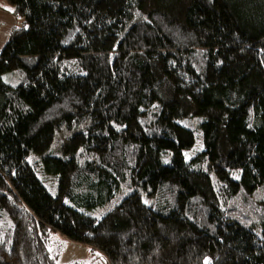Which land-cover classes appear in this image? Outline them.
Returning a JSON list of instances; mask_svg holds the SVG:
<instances>
[{"label":"trees","instance_id":"obj_1","mask_svg":"<svg viewBox=\"0 0 264 264\" xmlns=\"http://www.w3.org/2000/svg\"><path fill=\"white\" fill-rule=\"evenodd\" d=\"M4 2L0 264H264V0Z\"/></svg>","mask_w":264,"mask_h":264},{"label":"rangeland","instance_id":"obj_2","mask_svg":"<svg viewBox=\"0 0 264 264\" xmlns=\"http://www.w3.org/2000/svg\"><path fill=\"white\" fill-rule=\"evenodd\" d=\"M1 1L3 0H0V2ZM5 5L7 6V4ZM19 20H20V24L18 27L21 26V22L23 21L22 18H20ZM199 123H200L199 118L182 122V124H184L185 126L194 127L195 135H196V144L194 148L190 152L186 153V159L188 161L195 159L199 155V153H201L202 150L201 132L198 130ZM63 136H64L63 134H58L57 139ZM38 176L44 182V185L50 190V192L54 194V192L50 189V184L48 183V181L54 180V182L57 183V178L53 176H49L43 172ZM133 190H134L133 188L128 190L123 187L119 192H117V194L115 195V197L112 199L111 202H107L103 205H98V206L89 205V208H86L85 211L88 215L92 216L93 218L100 219L115 204H118L123 197H125L128 193H132ZM144 201L146 203H149L150 200L149 198L144 197ZM48 249L52 251L54 256L56 255L55 264H73V263L87 264L91 262V260L93 259L90 252L91 250L88 247L84 248L81 245H74L72 243L66 242L57 234L51 235L48 243ZM100 264H106V263L101 262Z\"/></svg>","mask_w":264,"mask_h":264},{"label":"crops","instance_id":"obj_3","mask_svg":"<svg viewBox=\"0 0 264 264\" xmlns=\"http://www.w3.org/2000/svg\"><path fill=\"white\" fill-rule=\"evenodd\" d=\"M20 20L16 19L10 9L6 7L4 0L0 2V50L7 41L12 29L18 27ZM85 248V246H83ZM87 248V247H86Z\"/></svg>","mask_w":264,"mask_h":264},{"label":"bare ground","instance_id":"obj_4","mask_svg":"<svg viewBox=\"0 0 264 264\" xmlns=\"http://www.w3.org/2000/svg\"><path fill=\"white\" fill-rule=\"evenodd\" d=\"M83 212H86L85 209L83 210ZM87 214V213H86Z\"/></svg>","mask_w":264,"mask_h":264}]
</instances>
